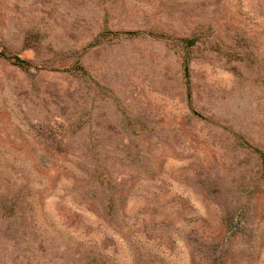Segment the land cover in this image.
I'll return each instance as SVG.
<instances>
[{
    "label": "rangeland",
    "instance_id": "374dc122",
    "mask_svg": "<svg viewBox=\"0 0 264 264\" xmlns=\"http://www.w3.org/2000/svg\"><path fill=\"white\" fill-rule=\"evenodd\" d=\"M0 264H264V0H0Z\"/></svg>",
    "mask_w": 264,
    "mask_h": 264
}]
</instances>
